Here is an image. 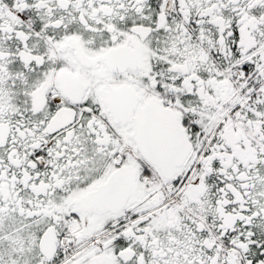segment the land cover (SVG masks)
<instances>
[{
  "label": "snow or ice",
  "instance_id": "1",
  "mask_svg": "<svg viewBox=\"0 0 264 264\" xmlns=\"http://www.w3.org/2000/svg\"><path fill=\"white\" fill-rule=\"evenodd\" d=\"M0 264H264V0H0Z\"/></svg>",
  "mask_w": 264,
  "mask_h": 264
}]
</instances>
